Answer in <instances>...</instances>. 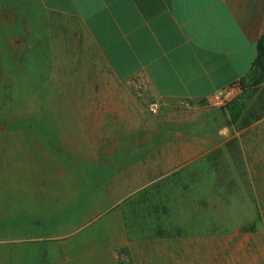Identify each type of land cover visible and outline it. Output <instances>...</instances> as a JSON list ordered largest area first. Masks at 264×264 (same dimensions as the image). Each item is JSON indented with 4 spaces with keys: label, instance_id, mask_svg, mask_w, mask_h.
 <instances>
[{
    "label": "crops",
    "instance_id": "crops-1",
    "mask_svg": "<svg viewBox=\"0 0 264 264\" xmlns=\"http://www.w3.org/2000/svg\"><path fill=\"white\" fill-rule=\"evenodd\" d=\"M37 2L2 10L14 20L10 34L21 37L22 89L60 101L46 110L55 130L82 133L83 150L68 156L91 165L84 170L101 168L91 193L107 199L91 220L116 211L130 237L123 243L139 249L202 240L170 229L204 227L205 213L214 212L215 202H204L212 190L205 182L215 178L210 156L233 136L215 97L247 80L264 33V0ZM96 100L108 102L94 107ZM153 102L158 113L149 110Z\"/></svg>",
    "mask_w": 264,
    "mask_h": 264
},
{
    "label": "rangeland",
    "instance_id": "rangeland-1",
    "mask_svg": "<svg viewBox=\"0 0 264 264\" xmlns=\"http://www.w3.org/2000/svg\"><path fill=\"white\" fill-rule=\"evenodd\" d=\"M17 2L0 0V10ZM26 2L37 8V0ZM9 15L6 9L0 11V264H264V226L255 233L236 230L199 236V242L190 237L187 243L173 238L139 249L123 243L130 237L116 211L91 220L94 209L107 199L91 193L101 168L84 170L86 164L68 156L83 150L77 146L83 144L82 133L55 130L58 126L46 110L59 107L60 101L34 99L22 89L21 37L10 34L14 20ZM103 75L112 81L108 72ZM236 98L221 107L225 123L229 103ZM68 134L70 141L64 136ZM77 222H86L85 227L69 234Z\"/></svg>",
    "mask_w": 264,
    "mask_h": 264
},
{
    "label": "trees",
    "instance_id": "trees-1",
    "mask_svg": "<svg viewBox=\"0 0 264 264\" xmlns=\"http://www.w3.org/2000/svg\"><path fill=\"white\" fill-rule=\"evenodd\" d=\"M242 85L227 110L233 136L210 156L215 178L205 182L212 190L204 202L213 200L214 212L205 213L204 227L170 229L174 235L255 233L264 226V33Z\"/></svg>",
    "mask_w": 264,
    "mask_h": 264
},
{
    "label": "built area",
    "instance_id": "built-area-1",
    "mask_svg": "<svg viewBox=\"0 0 264 264\" xmlns=\"http://www.w3.org/2000/svg\"><path fill=\"white\" fill-rule=\"evenodd\" d=\"M243 91V85L241 82H236L231 84L230 86L222 89L218 95H216V103L220 105H225L230 102L238 95H240ZM149 110L152 113H158L160 110V104L158 102H153L149 105Z\"/></svg>",
    "mask_w": 264,
    "mask_h": 264
}]
</instances>
